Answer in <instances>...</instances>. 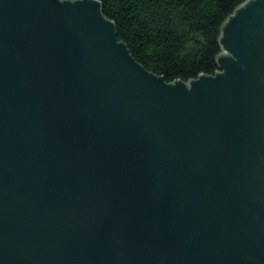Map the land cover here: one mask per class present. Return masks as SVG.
Listing matches in <instances>:
<instances>
[{"label":"water","instance_id":"1","mask_svg":"<svg viewBox=\"0 0 264 264\" xmlns=\"http://www.w3.org/2000/svg\"><path fill=\"white\" fill-rule=\"evenodd\" d=\"M221 44L168 83L99 0H0V264H264V0Z\"/></svg>","mask_w":264,"mask_h":264},{"label":"trees","instance_id":"2","mask_svg":"<svg viewBox=\"0 0 264 264\" xmlns=\"http://www.w3.org/2000/svg\"><path fill=\"white\" fill-rule=\"evenodd\" d=\"M118 38L168 83L214 75L227 19L247 0H99Z\"/></svg>","mask_w":264,"mask_h":264}]
</instances>
